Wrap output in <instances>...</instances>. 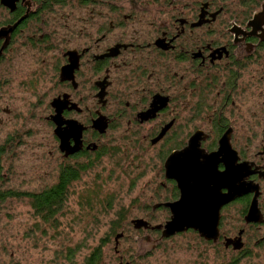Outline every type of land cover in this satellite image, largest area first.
I'll list each match as a JSON object with an SVG mask.
<instances>
[{"label": "flooded vegetation", "instance_id": "1", "mask_svg": "<svg viewBox=\"0 0 264 264\" xmlns=\"http://www.w3.org/2000/svg\"><path fill=\"white\" fill-rule=\"evenodd\" d=\"M259 1L253 6L258 11L264 0ZM258 11L248 7L239 19L217 0H18L13 10L0 4V31L7 34L0 37V49L6 43L0 63L16 44L36 50L43 56L41 73H51L48 90H56L45 105L49 110L45 121L55 129L51 103L58 99L63 106L61 128L67 122L81 128L78 145L69 139L71 148L78 147L70 155L60 151L53 134L58 158L55 183L68 170L77 171L80 182L101 168L105 158L109 163L126 155L124 143H136L139 150L158 145L163 184L170 193L156 205L174 202L179 198L177 183L165 177L164 163L171 154L184 151L197 134L199 150L207 156L230 132L229 144L238 163L247 162L256 170L264 167V154L248 161L240 157L232 143L233 127L221 124L223 114L247 92L243 74L264 51V24L249 26ZM64 68L70 80L61 81ZM36 83L26 84L37 89ZM45 97H40L39 107ZM110 108L115 111L108 113ZM209 112L211 117H206ZM99 118L106 125L103 134L93 128ZM164 129L165 134L152 143ZM110 132H115L118 146L106 140ZM246 148L251 150V144ZM217 168L224 170L222 164ZM247 181L259 185L260 209L264 178L255 173ZM79 182L73 180L70 187ZM253 195L224 208L241 204L245 216ZM165 211L167 221L170 214Z\"/></svg>", "mask_w": 264, "mask_h": 264}, {"label": "rangeland", "instance_id": "2", "mask_svg": "<svg viewBox=\"0 0 264 264\" xmlns=\"http://www.w3.org/2000/svg\"><path fill=\"white\" fill-rule=\"evenodd\" d=\"M217 1L234 10L239 19L248 7L258 11L253 7L257 0ZM31 48L16 44L0 63V148L5 149L0 156L3 176L0 193H36L49 188L56 180L58 158L53 128L45 121L49 114L45 105L56 90H48L52 84L51 73H41L43 56ZM242 79L243 84L249 85L247 92L236 98L241 101L223 114L221 124L229 123L233 127L234 148L248 161L254 160L257 153L264 154V51H260ZM34 80L37 89H29L27 84ZM44 94L47 97L39 107L38 101ZM114 111L110 108L107 112ZM205 116L211 117V112ZM79 117L83 119L84 115ZM114 133L110 132L106 140L118 146V140H113ZM124 144L128 148L126 155H117L109 163L105 158L101 168L91 170L74 185L54 226L38 219L27 198L0 199V264H81L99 246L100 240L106 238L114 212L122 207L127 214L119 232L123 236L116 248L114 238H110L102 248L100 264L231 263V257H238L239 253L225 249L222 236L236 237L241 229L245 251L238 264H264V223L255 227L246 225L241 204L221 211V238L213 244L217 248L206 245L191 232L160 241L159 232L133 230L130 222L135 219H144L151 225L164 224L168 217L165 209L152 208L165 202L170 192L163 184V161L158 158V145L155 149L139 150L136 143ZM248 144L251 150L246 148ZM260 171L264 172V167ZM261 186L260 209L264 213V182ZM96 189L101 190V200L107 196L113 198L109 214L95 205L92 209L85 208L84 191ZM69 249L74 251L70 260Z\"/></svg>", "mask_w": 264, "mask_h": 264}, {"label": "water", "instance_id": "3", "mask_svg": "<svg viewBox=\"0 0 264 264\" xmlns=\"http://www.w3.org/2000/svg\"><path fill=\"white\" fill-rule=\"evenodd\" d=\"M17 1L0 0V4L13 10V6ZM262 24H264V1L261 4L260 11L253 14L249 26L254 27ZM5 33L0 31V37L6 36ZM5 44L1 47L0 54L4 50ZM69 74L68 68L62 69L61 81L70 80ZM51 107L55 110L51 121L55 126L53 134L60 141L59 149L65 155L73 154L78 147L71 148L69 139L72 138L75 145H78L81 128L76 122H67L65 128H61L64 124L60 119L63 106L58 99H55L52 101ZM93 128L103 134L106 128L103 118L94 121ZM165 132L166 129L152 143H156ZM229 138L230 132H227L219 140L217 151L206 156L199 150L197 142L199 135L197 134L189 140L184 151L171 154L164 163V173L166 178H172L176 181L179 198L174 202L155 205L152 208V210H155L163 207L169 211L170 217L164 224L155 226H151L144 219L131 220L130 224L133 230L159 232L160 241L193 231L205 242L216 244L221 238L222 209L247 194L254 195L243 218L244 223L246 225L263 224L264 218L258 206L259 185L247 181V179L255 173L258 174L260 179H263L264 172L253 169V165L247 162L238 164L239 158L237 153L231 149ZM218 164L223 165V171H218ZM243 233L244 230L242 229L238 231L236 237H223V247L225 249L230 248L233 251H241L244 247L242 242ZM122 236V234H118L114 238L115 248Z\"/></svg>", "mask_w": 264, "mask_h": 264}, {"label": "trees", "instance_id": "4", "mask_svg": "<svg viewBox=\"0 0 264 264\" xmlns=\"http://www.w3.org/2000/svg\"><path fill=\"white\" fill-rule=\"evenodd\" d=\"M5 152L4 148H0V156ZM2 168L0 165V184L3 181V176L1 174ZM79 173L77 171L70 172L64 171L60 175L59 182L54 183L49 188L41 190L36 193H16L11 191H5L0 193V199L5 200L7 198H27L30 201V207L35 213V215L40 219L43 223L49 224L50 226H54L56 224V216L62 212V209L69 201V196L73 193L74 189H72L70 184L73 180H77L79 182ZM84 206L85 208L92 209L95 206L100 208L103 213L109 214L113 208V198L105 197L103 200L100 199L99 195L101 190L96 189L95 191L86 190L84 191ZM92 196V197H91ZM95 205V206H94ZM246 208V204L244 205ZM227 208V207H226ZM244 208V209H245ZM159 209V208H158ZM162 207H160V210ZM245 211L241 214L244 216ZM113 219L110 220L109 230L107 232V236L104 239L100 240L99 246L95 247L89 255L84 259L81 264H100L102 260V248L106 246L110 242V238H115L119 232L122 230L123 225L126 222L127 214L125 209L122 207L117 212H114ZM151 225V224H150ZM154 226V225H151ZM242 230V229H241ZM157 233L156 231H152ZM193 233L197 239H199L198 235L193 231H188ZM158 234V233H157ZM180 235V234H179ZM177 236V235H176ZM206 245H213L211 242H205ZM214 248L217 246L213 245ZM230 249V248H229ZM244 248L241 251H233L235 253H239L238 257H231L233 261L230 263L228 261L226 264H238L240 262V256L244 253ZM74 251L69 249L68 252V260H70L74 255ZM233 253L231 254V256Z\"/></svg>", "mask_w": 264, "mask_h": 264}]
</instances>
